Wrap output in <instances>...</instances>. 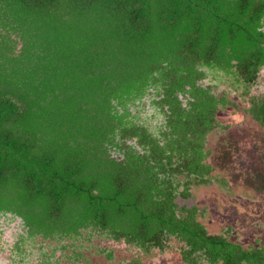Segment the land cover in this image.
<instances>
[{"label":"trees","instance_id":"1","mask_svg":"<svg viewBox=\"0 0 264 264\" xmlns=\"http://www.w3.org/2000/svg\"><path fill=\"white\" fill-rule=\"evenodd\" d=\"M263 78L264 0H0V215L65 250L176 239L186 264H264L176 201L225 182L222 111L246 100L264 128Z\"/></svg>","mask_w":264,"mask_h":264},{"label":"rangeland","instance_id":"2","mask_svg":"<svg viewBox=\"0 0 264 264\" xmlns=\"http://www.w3.org/2000/svg\"><path fill=\"white\" fill-rule=\"evenodd\" d=\"M255 92L262 93L261 89ZM239 107L221 112L228 128L209 138L210 160L216 167L213 173L225 182L191 185L190 194L176 201L179 206H198L200 220L211 233L252 248L264 246V128L244 111L246 100ZM64 243L75 244L65 250L56 241L30 238L18 219L10 221L0 215L2 264H186L176 239L169 241L166 251L154 248L148 252L97 234Z\"/></svg>","mask_w":264,"mask_h":264}]
</instances>
